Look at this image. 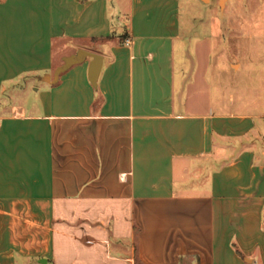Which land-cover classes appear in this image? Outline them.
Masks as SVG:
<instances>
[{"label": "crops", "instance_id": "0c3cea01", "mask_svg": "<svg viewBox=\"0 0 264 264\" xmlns=\"http://www.w3.org/2000/svg\"><path fill=\"white\" fill-rule=\"evenodd\" d=\"M222 1L0 0V264H264V0Z\"/></svg>", "mask_w": 264, "mask_h": 264}, {"label": "water", "instance_id": "95a60500", "mask_svg": "<svg viewBox=\"0 0 264 264\" xmlns=\"http://www.w3.org/2000/svg\"><path fill=\"white\" fill-rule=\"evenodd\" d=\"M88 56L92 57L88 72L89 78L92 84L97 86L98 78L103 66L104 56L98 52H94L86 48H80L75 53L64 56L63 63L60 64L54 72V78L52 79V76L48 74L44 77V79L49 82H56L62 72L66 71L74 64L83 62Z\"/></svg>", "mask_w": 264, "mask_h": 264}, {"label": "rangeland", "instance_id": "374dc122", "mask_svg": "<svg viewBox=\"0 0 264 264\" xmlns=\"http://www.w3.org/2000/svg\"><path fill=\"white\" fill-rule=\"evenodd\" d=\"M217 1H218V0H217ZM224 3H225V0L222 1V4H223V5H224ZM198 12H199V11H196V14H197ZM238 12H239V11H238ZM199 13H202V12L200 11ZM184 15H185V17L187 18V17L189 16V13H187V11H186ZM202 15H203V13H202ZM220 16H221V14H220ZM237 17H239V19L242 18L241 13H238V14H237ZM225 18H227V16H226ZM239 22L242 23V20H240ZM256 64H258V65H262V64H264V56L261 57V58L257 61Z\"/></svg>", "mask_w": 264, "mask_h": 264}, {"label": "built area", "instance_id": "2783aa9c", "mask_svg": "<svg viewBox=\"0 0 264 264\" xmlns=\"http://www.w3.org/2000/svg\"><path fill=\"white\" fill-rule=\"evenodd\" d=\"M127 42H129V40Z\"/></svg>", "mask_w": 264, "mask_h": 264}]
</instances>
